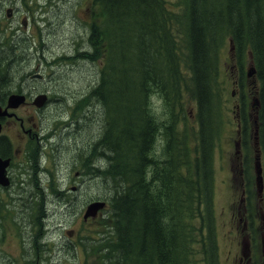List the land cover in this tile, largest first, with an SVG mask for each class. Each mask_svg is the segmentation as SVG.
<instances>
[{
    "label": "trees",
    "instance_id": "trees-1",
    "mask_svg": "<svg viewBox=\"0 0 264 264\" xmlns=\"http://www.w3.org/2000/svg\"><path fill=\"white\" fill-rule=\"evenodd\" d=\"M92 1L104 23L90 33L97 53L80 58H99L101 67L81 99L100 103L105 130L96 145L108 150L105 159L112 162L96 170L113 186L102 264H195L196 256L201 264H218L212 204L213 140L220 125L217 57L230 38L241 74L246 57L254 65L257 140L264 154V0H183L179 12L163 0ZM19 38L0 47L11 50ZM153 95L159 96L158 111L150 105ZM185 97L195 105L191 139L178 122ZM27 179L28 169L20 188ZM37 186L29 187L31 195L22 191L25 198L17 191L16 198L21 211L28 202V230L40 248L37 233L53 197Z\"/></svg>",
    "mask_w": 264,
    "mask_h": 264
},
{
    "label": "rangeland",
    "instance_id": "rangeland-1",
    "mask_svg": "<svg viewBox=\"0 0 264 264\" xmlns=\"http://www.w3.org/2000/svg\"><path fill=\"white\" fill-rule=\"evenodd\" d=\"M44 1L46 4L41 8L43 16L35 18L36 34L33 39L38 42L41 50L30 54L32 51L28 50V33L27 30H21L20 21V28L13 31L17 30L22 34L24 40L17 43L11 61L4 62L8 67L2 70V83L4 89L15 86L28 73V61L32 60V65L37 64L38 57L42 56L49 61V70H45L44 75H49L52 95L62 96L69 104L56 103L46 110L49 121L61 117V123L54 125L61 135L55 138L51 148L42 146L48 159L35 166L36 175L34 173L32 177L45 196L53 197H48V212L43 216L47 220L42 224V232L37 233L38 240L44 243L38 248L36 241L31 239L33 233L28 230V221L33 217H28V202L24 201L27 207L21 211V201L0 195V264H25L27 256L28 264H102L101 258H106L103 238L109 223L108 203L109 197L113 195V186L110 181L106 182L104 173L90 168L88 159L83 156L79 158L77 152L85 149L89 143L94 144L93 159H99L100 148L96 142L103 136L105 118L97 100L81 97L89 86L97 82L101 59L95 58L91 62L83 61L80 57L82 51L87 49L93 55L97 53L90 45V30L93 25L101 26L104 19L101 17L102 11L94 6L92 0ZM163 1L175 12L180 11L183 3V0ZM1 17L2 15L0 31L9 30L5 17ZM64 45L73 48L68 58L64 53L59 55L60 48ZM217 67L216 99L220 128L213 151V206L219 264H228L226 244L231 212L236 208V217L238 211L257 213L259 207L262 208L264 218V201L257 194L254 183L256 151L259 152L263 176L264 155L258 145H255L253 135L257 105L252 100L257 97L259 81L255 73L249 77L244 75L252 67L251 63L245 61L242 75L230 39H226L218 52ZM149 101L154 110L160 109L159 96L153 95ZM193 109L194 103L185 97L178 122L180 128L186 127L190 139L191 128H196V123L187 114ZM66 112L70 114L69 117L60 115ZM243 114L248 117L250 124L247 137L242 134ZM13 144L22 151V156L13 163L12 169L16 177L9 192L19 191L22 198H25L26 194H22V191L27 192L28 179L20 188L19 174L28 169V157L24 160L23 155L27 143ZM71 187L78 189L72 191ZM98 197H105L103 200L107 202V206L94 218L84 221L82 215L86 206L98 200ZM63 203H66L65 207L62 206ZM68 231L71 232L70 236L67 235ZM113 241V237H110V249ZM259 243L261 244L259 232L255 230L251 234V245L257 247ZM92 257L95 258V263L90 262ZM195 264H201L198 256ZM257 264H262V260Z\"/></svg>",
    "mask_w": 264,
    "mask_h": 264
},
{
    "label": "flooded vegetation",
    "instance_id": "flooded-vegetation-1",
    "mask_svg": "<svg viewBox=\"0 0 264 264\" xmlns=\"http://www.w3.org/2000/svg\"><path fill=\"white\" fill-rule=\"evenodd\" d=\"M46 4L44 0H28V12L25 9V3L17 1L11 3L8 0L0 1V15L1 18L5 17L8 21L9 27L18 29V23L25 26L28 33V49L32 50L31 54L40 51L41 48L38 47V42H34L35 38V18L42 17L43 8ZM17 31H15V34ZM13 33L0 32V44H3V39ZM73 48L64 45L60 48V53L66 54L68 58L70 51ZM8 49H0V66L6 61V52ZM54 55H57L55 53ZM55 57V56H54ZM53 57V58H54ZM49 61L46 58L38 57L37 64L32 65V60L28 61V73L25 77L12 88L3 89L0 82V106L4 109L8 103V97L12 94H19L25 97V102L20 105L15 110H8L11 116L0 117V157L9 158L10 166L7 170V175L14 183V178L16 175L12 169L14 161L22 156V151L15 148L13 143L19 145L27 143L26 150L23 155H25L24 160L28 157V195L32 194L29 189L31 185V179L33 177V163L35 161L36 165L42 161H46L48 158L45 157L42 146H48L51 148L53 146L52 142L56 137L60 136V131L57 130L54 125L61 123L60 118H52L48 120L49 113L46 110L56 103H61L66 105L69 101H64L62 96L52 95L49 86V75H44L45 70H49ZM2 81V78H1ZM41 95L46 96L45 105L42 108L36 107L34 104L35 98ZM61 116L69 117V113L60 114ZM70 124V123H68ZM91 150V151H90ZM90 151L89 153H87ZM94 144H88L85 149H81L77 152L78 157L83 156L87 158L90 168H98L103 170L106 167L107 162L104 160L105 154L100 151L99 159H93L94 154ZM76 154V155H77ZM106 162V163H105ZM20 166V165H19ZM104 166V168H103ZM36 175V172H35ZM39 177V176H38ZM38 180V179H37ZM68 183V181H64ZM40 183V182H39ZM39 185V184H38ZM78 187H71L72 191H76ZM42 190L37 187V192ZM17 191L14 192H1L2 195H7L10 199L16 198ZM54 195V193H52ZM236 219V221H235ZM256 225V220L252 213L247 214L246 211L240 212L235 218H230L228 225V243L227 247V263L228 264H257L258 261L262 260L264 264V259L262 255V249L258 246L253 247L251 245V234L255 230L259 231ZM90 262L95 263V258H91ZM25 264H28V256L25 259Z\"/></svg>",
    "mask_w": 264,
    "mask_h": 264
},
{
    "label": "water",
    "instance_id": "water-1",
    "mask_svg": "<svg viewBox=\"0 0 264 264\" xmlns=\"http://www.w3.org/2000/svg\"><path fill=\"white\" fill-rule=\"evenodd\" d=\"M46 96H38L35 99V105L39 108H42L45 104ZM25 102V98L23 95H12L10 96L8 103L6 105V108L4 110H1L0 107V117L4 116H10V114L7 112L8 109H15L22 105ZM1 130V126H0ZM9 159H2L0 158V187L7 188L10 185L9 178L6 174V168L9 166ZM255 175H256V182L257 186L259 187V190L262 188V178H261V168L260 163L258 161V157L256 158L255 162ZM105 206V203L103 201L99 202H91L87 205L85 212L83 214V219L86 220L88 217H95L98 210L103 209Z\"/></svg>",
    "mask_w": 264,
    "mask_h": 264
},
{
    "label": "bare ground",
    "instance_id": "bare-ground-1",
    "mask_svg": "<svg viewBox=\"0 0 264 264\" xmlns=\"http://www.w3.org/2000/svg\"><path fill=\"white\" fill-rule=\"evenodd\" d=\"M252 102L254 103V104H257L258 103V96L256 97V99H253L252 100ZM131 108V107H130ZM134 109V108H133ZM135 112V111H134ZM138 113V112H137ZM144 115V122H145V118L147 117V114H143ZM127 119V118H126ZM121 120V119H120ZM129 120V119H128ZM130 122V121H129ZM145 125V124H144ZM108 151V150H107ZM112 151V150H111ZM118 151V150H117ZM110 152V151H109ZM113 153V152H112ZM108 154V153H107ZM106 154V155H107ZM115 154V153H114ZM111 155V154H110ZM116 155H118V154H116ZM113 158V157H112ZM105 161H108V160H106V159H104ZM108 162H110V160L108 161ZM107 162V163H108ZM106 163V162H105ZM110 163H112V162H110ZM149 163V162H148ZM156 165V164H155ZM149 166H151V164L149 165ZM154 166V165H153ZM103 168H104V166H103ZM106 168H107V164H106ZM150 168V167H149ZM98 172V171H97ZM96 172V173H97ZM105 176V175H104ZM116 175H114V177H115ZM119 176H121V175H119ZM118 176V177H119ZM108 177H109V175H108ZM107 178V177H106ZM111 178V177H110ZM106 180V179H105ZM108 180V179H107ZM117 180V179H116ZM111 181V180H110ZM159 185V184H158ZM143 187V186H142ZM147 189V188H146ZM102 200V198L101 197H98V200H96V201H92V202H99V201H101Z\"/></svg>",
    "mask_w": 264,
    "mask_h": 264
}]
</instances>
